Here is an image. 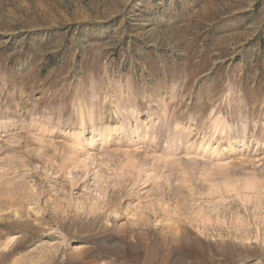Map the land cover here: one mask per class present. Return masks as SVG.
Here are the masks:
<instances>
[{
  "label": "rangeland",
  "instance_id": "obj_1",
  "mask_svg": "<svg viewBox=\"0 0 264 264\" xmlns=\"http://www.w3.org/2000/svg\"><path fill=\"white\" fill-rule=\"evenodd\" d=\"M0 264H264V0H0Z\"/></svg>",
  "mask_w": 264,
  "mask_h": 264
}]
</instances>
